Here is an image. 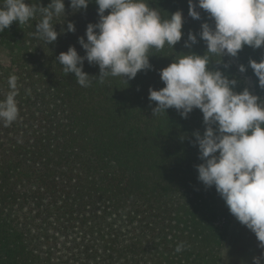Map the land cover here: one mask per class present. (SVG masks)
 Returning a JSON list of instances; mask_svg holds the SVG:
<instances>
[{"label":"trees","instance_id":"trees-1","mask_svg":"<svg viewBox=\"0 0 264 264\" xmlns=\"http://www.w3.org/2000/svg\"><path fill=\"white\" fill-rule=\"evenodd\" d=\"M64 2L69 14L54 27L60 33L71 21L76 31L52 44L34 35L36 21L13 22L0 33L10 57L8 66L0 64V101L15 75L19 109L10 125L0 121V264H222L234 216L214 187L197 180L202 161L189 141L203 131L202 113L194 109L183 119L170 108L152 116L155 102L148 100L150 87H163L159 70L189 51L188 31L211 19L203 10L201 20L189 17L187 0H150L164 18L183 12L175 51L165 45L150 56L153 68L127 84L92 78L85 88L56 58L70 45L84 55L77 37L97 21V5L71 13ZM205 47L199 41L191 51L203 54ZM262 52L245 46L238 62L247 67ZM223 60L239 81L236 91L245 87L243 76L264 99L250 67L240 73ZM83 70L99 75L87 61ZM181 242L186 247L177 252Z\"/></svg>","mask_w":264,"mask_h":264},{"label":"clouds","instance_id":"clouds-1","mask_svg":"<svg viewBox=\"0 0 264 264\" xmlns=\"http://www.w3.org/2000/svg\"><path fill=\"white\" fill-rule=\"evenodd\" d=\"M89 3L97 5L98 19L87 23L84 36L77 37L84 55L70 45L56 58L64 74L73 73L81 87H90L92 78L101 84L122 78L127 84L139 72L153 68L150 56L165 45L175 51L184 37L182 10L167 12L164 18L150 0H69L68 7L76 13L86 11ZM187 4L189 17L201 20L203 10L212 23L204 20L198 32L189 30L183 40L189 51L159 70L163 87L148 90V100L155 102L152 116L173 108L187 119L194 109L200 110L203 131H194V140L189 141L202 161L195 166L197 180L205 188L214 187L230 214L254 233L261 252L251 261L264 264V99L247 86L236 91L239 81L225 71L231 64L223 60L237 58L245 46L264 50V0H187ZM68 14L64 0H49L46 6L39 0H0V33L13 22L36 21L34 35L52 44L59 34L76 31L71 21L60 33L54 27ZM199 41L206 46L203 54L191 51ZM85 61L98 66V76L83 70ZM247 67L264 90V52L259 61L249 58ZM247 67L237 65L240 73ZM17 79L9 77L10 91L0 101V121L5 126L19 115ZM185 247L181 242L176 251Z\"/></svg>","mask_w":264,"mask_h":264},{"label":"rangeland","instance_id":"rangeland-1","mask_svg":"<svg viewBox=\"0 0 264 264\" xmlns=\"http://www.w3.org/2000/svg\"><path fill=\"white\" fill-rule=\"evenodd\" d=\"M228 57V56H226ZM9 53L0 46V64L9 65ZM236 66L239 64L237 58L228 57ZM245 86L252 90L250 78L243 77ZM227 248L222 254V264H252L251 258L259 255L261 249L257 246L258 241L253 232L247 227L240 224L235 217L229 226L228 235L226 237Z\"/></svg>","mask_w":264,"mask_h":264}]
</instances>
